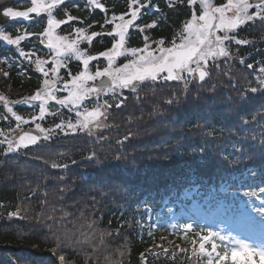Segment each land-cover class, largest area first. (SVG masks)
<instances>
[{
  "label": "trees",
  "instance_id": "1",
  "mask_svg": "<svg viewBox=\"0 0 264 264\" xmlns=\"http://www.w3.org/2000/svg\"><path fill=\"white\" fill-rule=\"evenodd\" d=\"M104 2L109 16L127 9V0ZM225 2L213 0L216 5ZM28 4L18 1L14 7ZM65 10L87 20L60 25V35L94 21L91 31H101L104 14L86 9L84 0L67 1L53 15L66 19ZM196 11L198 15L199 5ZM191 14L187 0H151L137 23L156 21L157 26L146 33L130 29L128 46L142 47L144 35L167 42L176 39ZM47 19L42 13L28 21L12 20L3 30L13 37L40 33ZM236 38L254 43L239 47L233 43L230 47L237 59L221 61L210 79L190 84L187 92L174 81L145 83L138 93L127 92L126 106L113 109L107 129L92 135L56 134L7 155L6 145H0V264H61V255L64 264H105V257L120 259L117 250L126 252L123 264H207L208 257L199 251L201 236L209 234L204 216L236 219L249 211L258 215L264 208V91H247L259 88L257 76L264 78L259 72L264 23L257 20L241 26ZM111 45L112 39L104 36L80 46L95 55ZM21 49L34 52L33 60L52 56L35 37L22 41ZM19 51L0 41V86L11 101L33 94L44 79ZM244 57L248 58L241 64L239 58ZM97 62L104 60L91 65ZM80 65L68 63L72 74L81 70ZM60 75L69 78L65 68ZM13 110L31 118L38 115L39 107L15 104ZM56 110L62 116L37 122L47 129L62 117L74 121V113L50 103V111ZM10 129H16V121L0 104V131ZM52 163L68 168L52 169ZM17 208L26 210L24 219H9L8 213ZM160 216L165 225L156 227L154 218ZM262 217L252 223L264 225ZM93 221L94 228L89 229ZM176 221L190 228H173ZM85 235H94L91 243L83 242ZM212 241L205 245L210 251ZM216 243L217 251H229L227 245ZM227 264H234L230 257Z\"/></svg>",
  "mask_w": 264,
  "mask_h": 264
},
{
  "label": "snow or ice",
  "instance_id": "2",
  "mask_svg": "<svg viewBox=\"0 0 264 264\" xmlns=\"http://www.w3.org/2000/svg\"><path fill=\"white\" fill-rule=\"evenodd\" d=\"M67 0H30L31 6L24 11H17L11 7L3 9L4 17L16 20L17 18L30 19V14L40 16L46 13L48 16L47 26L40 33H18L15 37L11 36L3 29H0V41L7 45L15 46L20 49L19 55L29 62L35 64L36 69L44 77L42 87L33 94L22 98L19 101H10L5 96L0 95V102L3 103L7 112L16 121V128L19 129L22 124L33 123L35 129L42 135H34L30 132H23L18 140L9 139L16 129H10L5 133L0 131V145H6L5 155L19 153L23 149H28L30 145H37L41 140H51L56 134L62 133L64 136L69 134L86 133L92 135L100 129H107L110 126L106 121L111 118L113 109H121L126 106L128 97L123 95L125 90L131 93H138L145 82L153 83L160 81L165 84L168 82L182 83L183 90L187 92L190 84L197 81L205 82L211 78V72L217 68L221 61L228 62L237 59L233 55L231 45L235 43L237 47L254 43L246 39H237L238 29L249 23L259 20L264 23V0H226L225 3L216 5L213 0H187L192 8L191 18L188 19L176 39L170 42L163 38L153 40L150 36H143L142 47H129V30L135 28L141 33H146L149 29L155 28L157 22L153 21L146 25H139L137 21L141 19L144 10L150 6L151 0H127V9L125 12L117 15L113 11L108 15L110 9L106 7L104 0H84L86 9L99 10L104 14V22L99 25L101 31L95 32L91 29L96 26L86 24L85 27L74 28L73 33L66 36L54 35L55 29L60 25L77 21L86 23L87 18L83 20L78 16H73L65 10L66 19H56L53 10L61 7ZM196 5H199V14L197 15ZM255 9V11H251ZM159 11V8H155ZM92 12H90V15ZM111 26V30H105L106 26ZM110 37L112 45L110 48L98 54H90L88 49H82V43L91 45L94 38ZM35 37L41 44H47V48L52 53V68L46 71L43 67L48 61L36 58L35 53H27L21 49V42ZM179 40V42H177ZM251 55V54H249ZM74 57L82 64V69L72 74L69 66L64 62L67 57ZM125 58L126 62L117 65L119 58ZM101 58L106 60V66L103 69L96 68L94 72L90 70V63L99 61ZM248 57L239 58L241 64H245ZM248 69H253V64H246ZM61 68L68 71V79L59 76ZM260 73H264V61H261ZM7 76L8 73H3ZM55 76V79H50ZM97 78H107L96 86ZM259 88L250 87L248 92L255 94L258 91H264V78L257 76ZM89 82H92L91 84ZM67 93L63 96H57V93ZM107 94L104 98L103 94ZM137 102L141 99L136 96ZM50 102H55L60 108H66L70 113H74V121L69 118H61V122L52 128H44L41 123L48 116H62L59 110L50 111ZM172 99L167 103L171 104ZM38 103V115L31 117L30 120L24 119L13 110L15 104H26L36 106ZM91 104V108L88 105ZM3 119H8L7 116ZM127 139V137H125ZM123 141H120L122 143ZM91 158V157H89ZM73 164L76 161L72 162ZM52 169L68 168V165L52 163ZM264 192V189L261 190ZM255 195V193H253ZM17 208L14 212L8 213V218L24 219V212ZM65 216L68 213L64 214ZM95 222L88 223V228L93 229ZM185 230L190 225H183ZM103 235H110L105 233ZM118 235V233L116 234ZM218 233H209L207 236H201L199 244L200 253L206 254L207 264H227L229 257L233 259L234 264H241L238 257L245 255L243 264H252V257H259L264 260V248L257 249L249 242L240 240L234 243L230 251L223 253L217 251L218 245L211 244V251L206 248V244ZM93 236H84V243H91ZM224 237H221L223 240ZM54 252L56 249L53 250ZM215 253V259H213ZM120 259H113L112 256L105 257V264H123L125 251L117 250ZM61 264H64L65 257H59Z\"/></svg>",
  "mask_w": 264,
  "mask_h": 264
},
{
  "label": "rangeland",
  "instance_id": "3",
  "mask_svg": "<svg viewBox=\"0 0 264 264\" xmlns=\"http://www.w3.org/2000/svg\"><path fill=\"white\" fill-rule=\"evenodd\" d=\"M18 1H20V2H22L23 0H18ZM25 2H29V4H28V6H24L23 5V7H20V8H18V7H11V8H13L14 10H17V11H24V10H26L28 7H30L31 6V4H30V0H24ZM67 1H73V0H67ZM252 10H254L255 11V9H252ZM251 10V11H252ZM30 16H31V18L30 19H24V18H17L16 20H32V18L34 17V16H36L35 14H30ZM12 20V19H11ZM0 29H3V28H0ZM58 28L57 29H55V32H54V35H58V36H62V35H60L59 33H58ZM4 42V41H3ZM179 42V41H178ZM4 44H5V46L7 45L5 42H4ZM46 44V43H45ZM7 46H11V45H7ZM46 46H47V44H46ZM50 50V49H49ZM41 59V58H40ZM103 59V58H102ZM44 60V59H43ZM46 61H48V63H46V64H44L43 65V67H44V69L46 70V71H49L51 68H52V56L49 58V59H45ZM104 60V62L103 63H96L94 66H92L91 64H92V62L90 63V70L92 71V72H94L95 70H96V68L97 67H99L100 69H103L105 66H106V60L105 59H103ZM70 61H77L74 57H71V56H69V57H67L65 60H64V62L68 65V63L70 62ZM77 62H79V61H77ZM126 62V60H125V58H123V57H121V58H119L118 60H117V65L119 66V65H122V64H124ZM35 65V64H34ZM101 65H103V66H101ZM35 68H36V66H35ZM80 68L82 69V64L80 65ZM62 69H64V68H61L60 69V71L62 70ZM60 71H59V76L60 77H62L61 75H60ZM50 79H55V76H50ZM105 78H97V80L95 81V84H96V86H99V85H97V83L98 82H100L101 80H104ZM90 84L92 83V82H89ZM145 83H152L153 84V82H151V81H148V82H145ZM144 83V84H145ZM156 83V82H155ZM42 87V86H41ZM2 89H1V86H0V95H3V96H5L8 100H10L9 99V96L7 95V92H2L1 91ZM127 92H129L128 90H125L124 91V93H123V95H125ZM67 93H60V92H58L57 93V96L59 97V96H63V95H66ZM104 95V98H107V94L105 93V94H103ZM11 101V100H10ZM50 103H54L55 104V102H50ZM0 104L1 105H3V103L2 102H0ZM38 104V103H37ZM59 106V105H58ZM60 107V106H59ZM88 107L89 108H91V104H89L88 105ZM24 119H27V120H30L31 118H24ZM25 126V124H22L21 125V127L19 128V129H17L16 128V131L11 135V136H9V139H14V140H18L19 139V135L20 134H22L23 132H30L31 134H34V135H42V134H40L39 132H38V130H36L35 129V125L34 126H26V128L24 127ZM97 132V131H96ZM95 133V132H94ZM41 141H44V140H41ZM41 141H39V142H41ZM38 142V143H39ZM207 226H210L208 223H207ZM234 228H236V227H234ZM214 230H215V233H218L219 235H216L219 239H220V241L221 242H223V243H226V244H228L227 246H228V248H229V251H230V248L232 247V246H234V243L235 242H237V241H240V240H245V241H247V242H249L251 245H253L255 248H257V249H261V248H264V230H261V231H259V230H257V232L255 233L254 231H256L255 230V227L253 228V227H248V228H246V227H243L242 225H240L238 228H236L235 230L234 229H231L232 231L231 232H228V233H226L225 232V230L224 229H219L218 227L216 228H214ZM229 230V229H228ZM221 237H224V239L223 240H221ZM238 259H239V261L241 262V264H243V261L246 259V257H245V255H243V254H241V256L240 257H238ZM254 259L257 261V263L258 264H264V260H262L261 258H259V257H252V262L254 261ZM230 260H232L233 261V259L231 258V256H230Z\"/></svg>",
  "mask_w": 264,
  "mask_h": 264
},
{
  "label": "water",
  "instance_id": "4",
  "mask_svg": "<svg viewBox=\"0 0 264 264\" xmlns=\"http://www.w3.org/2000/svg\"><path fill=\"white\" fill-rule=\"evenodd\" d=\"M14 2H15L14 0H0V27L4 26L10 20V18L4 17L2 15L3 9L12 6ZM106 79L107 78H105L104 80ZM101 81L98 82L97 85H100Z\"/></svg>",
  "mask_w": 264,
  "mask_h": 264
}]
</instances>
